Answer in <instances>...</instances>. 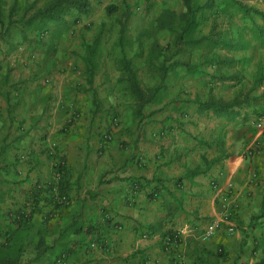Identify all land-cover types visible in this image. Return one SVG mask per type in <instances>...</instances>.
I'll return each instance as SVG.
<instances>
[{
    "label": "crops",
    "instance_id": "0c3cea01",
    "mask_svg": "<svg viewBox=\"0 0 264 264\" xmlns=\"http://www.w3.org/2000/svg\"><path fill=\"white\" fill-rule=\"evenodd\" d=\"M224 1L212 11L216 35L195 16L178 44L186 55L166 73L143 57L165 80L145 101L112 83L125 77V59L137 63L127 42L105 59L122 66L104 72L110 102L95 100L96 61L83 52L77 63L90 83L81 92L93 98L61 106L83 117L0 121L6 230L24 222V241L39 257L64 251L67 264H264V0ZM199 16L207 21L211 11ZM84 76L68 78L69 88L79 91ZM59 159L58 193L68 202L48 188Z\"/></svg>",
    "mask_w": 264,
    "mask_h": 264
},
{
    "label": "rangeland",
    "instance_id": "374dc122",
    "mask_svg": "<svg viewBox=\"0 0 264 264\" xmlns=\"http://www.w3.org/2000/svg\"><path fill=\"white\" fill-rule=\"evenodd\" d=\"M89 1V10L80 12L69 4V0H0V121L51 120L53 123L62 120L65 115L67 120L80 118L81 112L70 115V112L61 111V106L75 107V101L80 100L85 104L89 98H93L92 91L81 92L90 83L86 78V65L77 63V56L84 55L83 52L95 58L93 70L98 78L95 100L102 104L110 102L108 82L104 79L108 66L117 73L123 66L125 77L112 83L116 85V90H120V87L124 91L129 90V99L140 102L136 96L132 97L135 91L128 79L133 76L140 86L143 84L149 91L144 97L146 99L157 85L162 87L165 82L164 79L152 77L149 70L156 68V65H148L147 61H155L157 68L166 73L173 66L171 61L182 60L186 55L178 48V44L184 42V38L179 40V35L189 21L188 17L183 16L182 0ZM216 1L192 0L193 9L198 8L195 14L199 19L198 24L204 25L205 33L212 25L213 32L209 35L213 36L216 35V19L220 20L212 12ZM225 3H228L227 0ZM206 10L211 11L210 19L206 21L204 17V20H200L199 14L202 11L205 15ZM195 33L199 34V28ZM121 39L125 43L120 45ZM127 42L130 45L128 54L137 61L133 64L132 60H124L131 72L126 70L123 63L122 66L119 63L111 65L105 60L107 56H120ZM141 50L143 55L140 56ZM199 51L196 49L193 55L196 56ZM146 54L147 61L143 60ZM174 57L175 60H172ZM78 69L85 76L78 79L81 86L79 91H74L69 87L75 86H69L67 79L77 75ZM114 99L117 101L118 97ZM98 114L95 118L99 119ZM108 117L112 122L119 121L116 112L109 113ZM54 162H57L56 172L60 169V163L63 164L62 169L65 167L64 159ZM16 217L13 218L16 220ZM6 228L8 224L0 223V256H19L22 264H58L57 259L64 251L53 257H39L24 241L25 231L17 233L13 227ZM11 233L19 238L8 240ZM20 238L24 245L19 246ZM7 241L10 246L5 245ZM13 242L18 245L15 246Z\"/></svg>",
    "mask_w": 264,
    "mask_h": 264
},
{
    "label": "trees",
    "instance_id": "16d2710c",
    "mask_svg": "<svg viewBox=\"0 0 264 264\" xmlns=\"http://www.w3.org/2000/svg\"><path fill=\"white\" fill-rule=\"evenodd\" d=\"M182 1H183L184 6H185V12H183V16H184V18L185 17H188L189 18V21H188V26L184 27L183 28V31L179 35V38H180L179 40L185 38V35H186L188 29L190 28L191 25H193L195 23V14H196V11L198 10V8L193 9V7H192V0H182ZM69 4L72 7L78 9L80 12H86V11H88L89 8H90V6H91L89 0H69ZM51 17H53V16H51ZM125 68H126L127 71H130L131 70V68H130V66L128 64L125 66ZM128 80L130 82H132L131 87L135 91V96L139 100H141L142 102L145 101V98L144 97L146 96V92L143 91L140 88V85H139L138 81L136 80V78L133 77V76H131L130 79H128ZM59 170L62 171V172L64 171V169H62L61 166H60V169ZM61 182H62V180H61ZM60 186L61 185L59 183V187ZM48 188L50 189V191L52 190L51 189V186L48 187ZM16 222L15 223L16 224H19L18 226L20 227V230H18L17 232L22 231L23 228L21 229V227L23 226L24 222L23 223H20V220L19 221H16ZM9 236H10V238H9ZM9 236H8V240L12 239L13 241H15L17 238H19V237L15 236V234L13 235L12 233ZM17 242L16 243L13 242V244L16 246V245H18ZM19 243H21V244H19V246L24 245L22 238H20ZM5 245H9L10 246V244H9L8 241H7V243H5ZM18 248H21V247H18ZM0 264H22V263L20 262V257L19 256H16V257H12V256H5V257H3V256H0Z\"/></svg>",
    "mask_w": 264,
    "mask_h": 264
},
{
    "label": "built area",
    "instance_id": "2783aa9c",
    "mask_svg": "<svg viewBox=\"0 0 264 264\" xmlns=\"http://www.w3.org/2000/svg\"><path fill=\"white\" fill-rule=\"evenodd\" d=\"M249 154L253 153V150H248ZM62 163H60V166L62 168ZM61 175H62V171H58L55 177V182H51L49 184V187L51 186V189L53 192L56 193V196L58 197V199L62 202H68L69 198L67 196H60V194L58 193L59 190V181L61 179ZM226 219H228V216L225 217ZM220 222L215 220L213 222H211V224L207 227L205 233H204V238L205 239H209L210 237H212L214 235V233L216 232L217 228L219 227ZM95 244L92 243V246H94ZM67 255L66 254H62L58 259H57V263L58 264H67Z\"/></svg>",
    "mask_w": 264,
    "mask_h": 264
}]
</instances>
